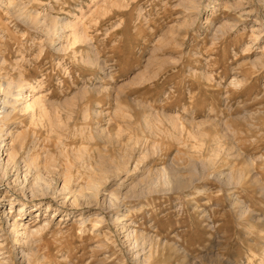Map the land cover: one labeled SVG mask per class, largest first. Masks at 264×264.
<instances>
[{
  "label": "rangeland",
  "instance_id": "rangeland-1",
  "mask_svg": "<svg viewBox=\"0 0 264 264\" xmlns=\"http://www.w3.org/2000/svg\"><path fill=\"white\" fill-rule=\"evenodd\" d=\"M7 82L0 264H264V0H0Z\"/></svg>",
  "mask_w": 264,
  "mask_h": 264
},
{
  "label": "bare ground",
  "instance_id": "bare-ground-1",
  "mask_svg": "<svg viewBox=\"0 0 264 264\" xmlns=\"http://www.w3.org/2000/svg\"><path fill=\"white\" fill-rule=\"evenodd\" d=\"M193 1V0H192ZM194 3V2H193ZM193 6V5H192ZM55 31V29L54 30H51L50 32L52 33V32H54ZM20 86H19V84H16V83H13V82H7V83H3L2 85H1V93L3 92V93H5V98L3 99V102H2V106H3V108H2V112H1V115L3 116V117H7L8 115H9V113L7 112V106L9 105V98L7 97V96H10V95H12V96H21L22 94H20V93H18V94H15V92H14V90H16V89H18ZM30 107V106H29ZM28 107V108H29ZM1 116V117H2ZM3 119V118H2ZM4 121V120H3ZM1 122V121H0ZM3 130H5L4 129V126H0V135H1V133H2V131ZM7 130V129H6ZM7 134L8 135H11V132H9L8 133V131H7ZM4 135V134H3ZM27 136V135H26ZM26 138H24V136H22V135H17V136H14V135H12L11 136V138H10V143L8 144L9 145V147H8V149H6V151H9L7 154H6V157L8 158L7 159V162H6V169H5V165L3 166V164H2V161H1V156H4L5 155V153L3 152H0L1 153V155H0V166H1V168H2V166H3V168L5 169L3 172H4V175H3V177H0V181H1V179H4L5 180V178L8 176L7 174H8V167H9V165L11 166V165H13L18 171L20 170V151L21 150H23V148H24V143H25V140ZM2 140V139H1ZM6 146H7V144H6V142L5 141H3L2 140V145H1V148L0 149H4V148H6ZM1 151V150H0ZM4 151V150H3ZM37 159V158H36ZM34 160V159H33ZM25 167H26V174H31L32 172H34V180H33V182L31 183V186H30V189L29 190H31V193H32V195L34 196V197H36V196H46V194H47V192L48 191H52L53 192V194L54 195H59V193H64V192H68V195H69V197H70V195H71V199H73V201H72V205L75 207H80V206H83L84 204H82V202H81V200H84V201H86L87 202V205H89L90 204V200L92 199V198H97V194L96 193H93V192H87L88 190H91V191H97V190H99V188H100V182H98L97 180H95V179H92L91 180V182L89 183V189H87V190H85L83 187H81L80 189H74L73 190V188H72V186H71V184L73 183V182H75V180H74V175L72 176V173H70V171H69V168L70 167H67V170L64 172V173H62L61 175H62V177H63V179H64V184H63V187L61 188V190L60 191H58L57 189H53L52 190V184L49 182V179L46 177L47 175L45 174V170L47 171V169L49 168V167H51L50 165L48 166V167H42V165L40 164V162L38 163V160H34V161H32V159H26L25 160ZM12 167V166H11ZM49 171H50V168L48 169ZM52 170V169H51ZM33 174V173H32ZM60 175V176H61ZM76 176V175H75ZM18 177V176H17ZM7 180V179H6ZM167 182H168V178H167ZM78 188V187H77ZM65 194H67V193H65ZM65 196V195H64ZM113 196H115L114 194H113ZM113 196H110V199H109V201H110V204L112 203V201L113 200H111V199H113ZM66 197V196H65ZM112 197V198H111ZM65 199H68V198H65ZM70 199V200H71ZM105 199V201H107L108 199H106V198H104ZM108 201V202H109ZM10 205L12 206L13 205V201L12 202H10ZM23 205H25V204H23ZM39 205V204H38ZM38 207H40V206H38ZM42 208V207H41ZM38 209V208H37ZM36 209V210H37ZM35 211V210H34ZM45 224H46V222H45ZM44 224V226H46ZM48 225V224H47ZM22 225L19 223V221H17V220H15L14 221V223H13V231L15 232V233H17V235H18V232H19V228L21 227ZM25 226V225H24ZM96 226V225H95ZM47 227V226H46ZM13 232V233H14ZM20 234V233H19ZM22 235V234H21ZM24 235H25V233H24ZM20 240V239H19ZM18 241V240H17Z\"/></svg>",
  "mask_w": 264,
  "mask_h": 264
}]
</instances>
